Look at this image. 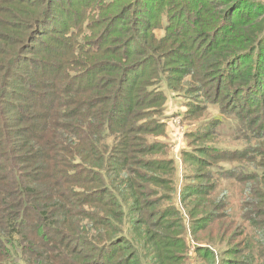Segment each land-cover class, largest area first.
<instances>
[{"label":"trees","instance_id":"1","mask_svg":"<svg viewBox=\"0 0 264 264\" xmlns=\"http://www.w3.org/2000/svg\"><path fill=\"white\" fill-rule=\"evenodd\" d=\"M0 2L10 6L0 7V13L16 20L9 23L0 19V28H4V31L0 32V264H16L17 261L24 263L25 255L33 257L32 264H127L128 260L138 259V256L132 254L133 251L125 259L120 257L125 247H129L128 238L120 233L116 232L109 238L106 235V240L101 243H89L88 236L79 235L75 238L66 231L70 226L64 227L60 221L49 218L52 209H59L64 216H68L69 209L65 205L67 200L64 194L106 207V212L114 217L123 215L116 211L120 210V207L113 187L104 181L106 169L95 166H99L106 157L100 146L107 149V138H114L116 141L107 150V159L114 167V172H118L117 167H121L122 160L125 161L122 175L132 176L128 184L130 187L126 185L125 188L131 190V185L138 188L131 193L132 198L137 194L139 199L144 200L143 198L151 193L154 197H150L151 200L145 199L150 205L156 200L168 198V195L164 196L154 188L148 189L146 183L171 186L173 175L163 178L147 174L142 169L128 168L127 162L145 165L149 161L136 158L135 154H149L152 150L159 149V143L147 142L145 137L136 135L138 131L146 134L160 132L162 127L159 118L144 123L135 122L139 113L131 110L130 105L137 108L142 103L145 105L148 99H164L161 92L151 95L148 90L149 85H154L157 80L138 79L145 71H148L146 76H151L162 68L168 70L169 64H165V61L169 59L180 60L178 69L171 68L170 71L173 69L178 70L175 71L177 73L190 74L185 71L188 66L190 69H199L194 72L196 86L193 87L192 93L186 92L191 95L186 97L189 100L187 114L190 115L195 110L200 112L207 108V105H216L221 116L234 122L229 137L244 140L249 144L242 149L229 150L213 145L206 146L204 143L193 148L191 142L190 149L184 153L185 158L198 166L205 163V159L200 156L208 158L205 166H210L211 173H207L209 178L215 175L221 179L249 184L245 187L247 192L244 191L239 199V216L237 214L236 217L242 221L244 218L250 220L252 226H258L264 234V2L65 0L67 7L83 6L85 11L78 16H74L70 9L64 11L66 16L58 25L55 24L58 19L56 12L62 7L61 0ZM22 8H26L25 11ZM88 10L101 12L97 25L96 21L84 24L81 20V16H85ZM162 19L165 20L163 30L166 39L159 42L146 38L143 42L139 33L141 34L143 29L147 33L153 28H160ZM123 21H130V30L128 27H118ZM10 25L16 28L13 31L14 38L9 36ZM94 29L98 31L91 35ZM62 30L69 33V40H63ZM42 36L50 39V44L45 45L43 53L54 58V62L36 60L32 65H40L41 74H49L52 79L62 75L65 81L52 85L59 92L56 94L53 91L36 93L30 89L29 94H39L42 105L34 107L31 115H25L26 113H21L19 107L13 104L12 100H15L16 96L11 88L14 82H23L18 69L31 61H28L26 56L31 54V45ZM241 39L246 46L235 49L227 47ZM72 58H77L80 62L71 63ZM205 61L207 64H204ZM90 82L94 84L89 85ZM49 86L51 88V84ZM83 93H86L87 97H77ZM67 104L72 109L66 112L58 109ZM7 110L13 112L17 119L13 117L9 120L10 118L5 117ZM36 111H41L37 114L41 121L31 122ZM71 113L75 116L73 123L60 122L63 117L69 118ZM151 122L153 126L149 124ZM127 124L129 127L126 129ZM146 125H149V128ZM222 127V118L215 117L198 123L195 129L186 134V138L202 140L220 137ZM151 128L153 129L150 130ZM14 137L19 140H33L26 148L25 155L12 156V153L18 154L21 151V145L14 143ZM65 141H72V144H66ZM58 152H62V155ZM92 155L96 156V159ZM7 160H10L12 165H6ZM34 160L40 162L35 163ZM26 161L34 165L31 168L33 176L40 174L44 178L35 186L30 181L32 177L20 169V164ZM219 161L226 164L234 161L243 164L230 165L227 168L216 164ZM151 162L156 170L169 173L172 171V164L168 159H153ZM86 163L88 166H83ZM246 164L249 170H245ZM108 168L112 172V167ZM3 176H8L9 182L1 183ZM57 178L66 182L65 187L61 188L64 192H57L58 202L36 208L30 199L33 198L34 190L39 186L43 190L46 187L48 191L51 190V181ZM206 187L208 185L190 184L187 185L188 189L186 188L191 195H203L205 200H199L195 205L198 210L201 207L200 212L209 211L206 203L213 204L215 209L218 206L217 202H214L215 199L209 197L215 187ZM221 206L222 210H226L224 203ZM164 212L165 210L159 209L148 215L151 219L156 217L158 220ZM247 215H253L255 219ZM86 216L89 217L88 213ZM95 219V222L108 220L106 217ZM233 220L235 219L230 214L227 217L220 213L203 214L194 220V234L203 230V234L207 233V239L204 241L208 244H226L230 237L237 236L238 239L234 243L237 252L234 254L244 257V229L236 235L234 230L239 228L240 224ZM209 224L215 225L216 229H204ZM150 226L154 228L157 225H147ZM62 237L61 247L84 255L68 257L61 249H54V254H33L32 241L29 240L37 241L41 247L48 248L56 238ZM93 239L97 241L100 238L95 236ZM258 245L254 255H245L240 261L221 259L216 264H256L257 258H264V240L258 241ZM180 250H183L182 245ZM196 254L202 260L198 264H213L209 259L211 252L206 246L198 247ZM156 256L158 264H180V257H168L163 249L156 252Z\"/></svg>","mask_w":264,"mask_h":264},{"label":"rangeland","instance_id":"2","mask_svg":"<svg viewBox=\"0 0 264 264\" xmlns=\"http://www.w3.org/2000/svg\"><path fill=\"white\" fill-rule=\"evenodd\" d=\"M62 1V7L61 9L57 10L56 16L57 20L55 24H60L63 22L64 16H66V12L70 9V12L74 16L80 15L82 12H84V7L79 6V8H75L74 6H68V4L65 3V0ZM264 2V0H261ZM10 7L7 4L0 2V7ZM26 8H22L23 11H25ZM61 15L63 17L61 18ZM101 12L99 13V10H94L85 13V16H81V20H83L84 24L86 23H94L96 21V25L98 21L100 20ZM0 19L9 23H12L11 21H16L13 18H10L8 15L4 13H0ZM60 20V22H59ZM2 22V21H1ZM3 23V22H2ZM16 22H13V24ZM95 25V26H96ZM161 27L160 28H153L152 30L146 31L143 29V32L141 34L139 33V36L143 39V42H145L146 38L148 40H155L162 42L164 39H166V34L163 30V27L165 26V20H161ZM6 27V25H4ZM99 27V26H98ZM118 27H128V30L131 29L130 27V21H123L121 22ZM3 29V30H2ZM11 32H9V36L15 37V34L13 31H15V26L10 25ZM4 31V28H0V32ZM98 30L94 29L93 34L94 35ZM127 34V33H126ZM62 37L63 40H69L71 37L69 36V33L66 30H62ZM90 35V36H91ZM121 36H124L125 34H120ZM89 36V37H90ZM248 36V35H246ZM245 36V37H246ZM244 38V37H243ZM50 39L46 36H42L38 38V41L33 43L31 45L30 53L28 54L27 60H31L30 62H26L28 65L21 67V69H18L21 79L23 82H14L12 84L11 90L13 91V94L16 96L13 104L17 105L19 107V110L21 113H26L27 115H31L32 109L41 107L42 100L39 99V94L32 95L29 94V90L33 89L36 91V93H46L47 91H53L55 94L59 93L58 90L54 89V86H52L54 83H60L65 81V79L62 77V75L56 79H52V77L49 74H41L42 72L39 68L40 65H32L34 61L36 60H46V61H52L54 62V58L47 57L43 53V49L45 45H49ZM39 43V44H38ZM162 44V43H161ZM247 44L244 43L241 39L236 44H229L227 47L229 49H235L239 47H244ZM186 53V51L184 52ZM97 57H93V59H96ZM100 58V56H99ZM224 58V54H222V58ZM72 62H80L77 58H72ZM71 63H68L71 64ZM168 63L169 69L175 68L178 69V65L180 64V60L178 59H169L165 61V64ZM178 63V64H176ZM204 64H207V61L204 62ZM186 68L185 71H189L190 74L185 73H177L173 70L170 71L164 70L163 68L161 70H158L151 74V76H146L148 71L142 72L141 76H139L138 81L142 80H157L155 81L154 85H149L148 90L151 91L150 94H154L157 92H161L164 99L158 100L157 98L152 100L148 99L149 96L146 98L148 99L146 104L143 103L141 106L137 108H133L132 105H130V109L133 111H138V117L136 118L135 122L140 121V123H144L150 119H157L160 121L161 131L157 132L154 131L151 134H146L145 132L142 133L141 131L136 132V135H140L145 137L147 142H155V144L159 145V149L152 150L149 154H146V152H143L141 154L137 153L135 154V157L149 161V163H146L145 165L140 164H133L132 162H127L128 168H137L142 169L147 174H154L159 177L166 176L170 178L172 177V185L171 186H161L152 184L150 182L146 183V186L148 189H156L158 193L167 196V199L164 200H156L152 205L148 203L147 200H151L152 197H154L151 193H148L143 199H139V195L136 194V197L132 198L133 196L131 193L138 190V188L132 187L127 189L125 186L129 184L130 179H132L131 175H122L123 172V164L125 165V161H121L123 163L121 167H117L118 172H114V167L112 164H110L109 160L107 159V150L110 146H113L116 141L114 138H107L105 145L107 146V149L103 148V146H100V149L102 150L103 154L106 156L104 158L103 162H100V165L95 166L99 169H106V175H104V181L107 185H110L113 187V192L117 197L118 204L120 207V210H116L117 213H120L121 217H114L113 215L107 213L106 207H102L98 204H90L88 202H85V199L78 200L76 198H71L69 195H65L66 202L65 205L67 209H69L68 216H64L62 212L59 209H55L51 211L50 213V220H58L61 224L64 225V227L70 226V228H66V231L73 235V237L78 238L79 235H86L88 236L87 239H90V242L93 243H101L104 242V237L108 235V238L115 235L116 232L120 233L121 235L128 238L129 247H125V244H123V247H125V251L120 255L122 259H125L127 255L132 254L138 256V259H134L131 261H127V264H158L157 263V256L156 252H159L160 249H163L168 257L175 256L180 257V264H198L201 262V257H199L196 254V250L198 247H204L206 246L208 250L211 252V257H209L210 261L213 262V264H216L217 261L220 262L221 259H236L240 261L241 259L245 258V255H254L256 249H258V241L264 240V234L261 233L262 230L259 229L258 226H252L250 220L244 218V221L239 218V213H237V207L239 199L242 198L243 193L247 192L245 190V187L249 184L238 182L236 180H225L221 179L219 177H216L215 175H212L210 178L207 177V173L209 172L210 166H205L206 162L209 161L208 158L204 156H200L202 159H205V163H201L200 166H198L197 163L189 161V159L185 158L184 153L187 152L188 149L191 147H199L202 143L206 144V146L213 145V147L222 148V149H242L246 147L248 142H245L244 140L235 139L234 137H229L233 128H234V122L232 120H226L225 117L220 115V111L218 106L216 105H207L204 110L202 111H196L192 112L190 115L187 114L188 110V104L189 100H187L186 97L191 96L190 94H186L187 91L192 93V89L194 86H196V83L194 82V72L197 71L198 68L194 67L193 69ZM199 70V69H198ZM30 71H35L34 73H31ZM74 71V70H73ZM79 71V70H77ZM51 73V72H47ZM138 83V82H137ZM51 84V88L49 86ZM94 84L90 82L89 85ZM188 88H190L188 90ZM128 94L130 93L128 90L126 91ZM77 97H87V94L83 93L80 96ZM151 97V96H150ZM13 99V98H12ZM145 99V100H146ZM106 107V106H103ZM59 110L62 109V111H68L72 108L69 107V104L66 106H60L58 107ZM76 109H74L75 111ZM41 113V111H36L31 118L32 121H41L40 118H38L37 114ZM74 113V112H73ZM73 113L70 114L69 118H61L60 122H69L71 121L73 123L74 115ZM81 113V112H79ZM83 113V112H82ZM81 113V114H82ZM122 113V111L120 112ZM122 115V114H121ZM124 115V114H123ZM5 117L10 118L9 120H12L13 117H16L13 112H9L7 110V113L5 114ZM215 117H221L223 120V127L221 130V136L219 137H211L210 138H204L202 140L199 139H188L186 138V134L192 131L196 128V125L198 123H202L205 121H208ZM17 119V117L15 118ZM173 119H179L178 123H172L171 120ZM151 126H153V122L149 123ZM23 125V124H22ZM145 126V125H144ZM128 124L126 126V129L128 128ZM147 128H149V125H146ZM151 128L150 130H152ZM149 130V131H150ZM147 131V129L145 130ZM142 133V134H141ZM16 137V136H15ZM13 138L14 143H18L21 145V151L18 154H13L12 156H20L25 155L26 148L29 147V144L33 142L28 141L29 139H17ZM117 137V136H116ZM64 140V139H63ZM77 140H75L76 142ZM66 144H72V141H65ZM141 147V146H139ZM56 152V151H55ZM60 155H62V152H58ZM199 153V152H197ZM112 155V153H111ZM94 159H96V156L92 155ZM153 159H168L171 161V169L172 171L169 173L168 171H161L156 170L154 168ZM78 160V158H77ZM35 161V160H34ZM79 161V160H78ZM127 161V157H126ZM39 161H35V163H39ZM6 165L10 166L12 163L10 160H7ZM4 163V164H5ZM104 163V165H102ZM218 165H222L224 167L229 168L230 165H242L243 162H230V164H226V162H218L216 163ZM21 168L23 169V172H26L27 174L32 177L30 181L33 182V186L36 185V183L40 182L42 179H44L40 174H35L33 176V168L34 165L31 164L29 161L22 162ZM83 166H88V163L83 164ZM143 166V167H140ZM108 167H112V172L109 170ZM248 164L245 165V170H249ZM8 176H3L2 182L3 184L9 182L7 180ZM35 179V180H33ZM136 180V177H134ZM53 182V188L48 191V187L46 189H42L41 186L34 190L33 198H30L33 201V204L36 208L40 205H49L50 203H57V192L61 190V188H64L66 185V182L63 181L61 178H57L55 180H52ZM190 184H196V185H212L215 187L213 190H211L210 198L215 199L214 202H217V208L215 209L213 204L206 203L207 210L205 212H200L201 207L196 209L195 205L198 203L199 200L204 201L203 195H191L189 192H187L186 188L187 185ZM215 184V185H214ZM257 184V183H255ZM130 187V186H128ZM206 187V188H208ZM78 189V188H76ZM168 191H164V190ZM188 189V188H187ZM55 192V193H53ZM61 192H64L61 190ZM190 194V195H189ZM126 196L128 197V200H126ZM151 197V198H150ZM135 200V202H133ZM222 203L225 204L226 210H222ZM95 205V207L93 206ZM39 209V208H38ZM165 210L164 214L160 216V219L156 220V217L151 219L149 217V213L156 210ZM231 209V210H230ZM115 211V210H114ZM89 215L87 217L86 215ZM207 213H220L221 215H224L227 217L229 214L235 219L233 222H238L240 224L239 228L235 229V233L237 235V232H240V230L244 229L242 233L245 235L244 241L242 242V246L244 247V257L243 255H236V248L237 246H234L235 241L238 239V237H230V240L225 243L221 242H215L213 244L207 243L204 241V239H207V233L203 234V230L199 231V233L194 234V220ZM238 216L236 217V215ZM97 217H106L108 220H102L101 222H95V218ZM249 218H254L253 215H247ZM92 218V219H88ZM260 221V220H258ZM264 223V218H262V227ZM147 225H157L154 228L147 227ZM211 227H214L216 229V226L213 224L207 225L204 229H209ZM60 228V226H59ZM62 229V228H61ZM264 233V232H263ZM99 237L97 241L93 239V237ZM92 237V238H91ZM17 239V238H16ZM58 238H56L55 242ZM243 239V238H242ZM32 241L31 244L33 245V254L38 255L41 252H46L48 254H54L56 250L54 249H61L62 252L66 253L68 257H72L71 255H84V253L75 254L74 251H70L62 246L63 237L58 239V243L53 242L48 248L41 247L40 243ZM161 242L165 243L162 244ZM49 244V243H48ZM76 245V244H75ZM180 245H182L183 250H180ZM210 245V246H208ZM89 248V245H87ZM122 247V244L120 245ZM240 248V247H239ZM251 249V250H250ZM72 252V253H70ZM201 256V255H200ZM33 257L29 255H25L24 257V263L18 262L16 264H32ZM208 260V258H206ZM31 261V263H30ZM209 261V260H208ZM29 262V263H27ZM34 263V262H33ZM202 262L201 264H203ZM58 264H61L59 262ZM256 264H264V258H257Z\"/></svg>","mask_w":264,"mask_h":264},{"label":"built area","instance_id":"3","mask_svg":"<svg viewBox=\"0 0 264 264\" xmlns=\"http://www.w3.org/2000/svg\"><path fill=\"white\" fill-rule=\"evenodd\" d=\"M179 119H173L171 120L172 123H178Z\"/></svg>","mask_w":264,"mask_h":264}]
</instances>
